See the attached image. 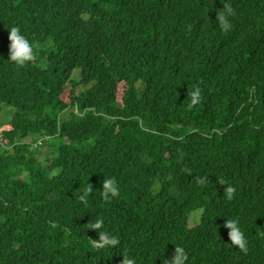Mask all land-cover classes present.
Returning a JSON list of instances; mask_svg holds the SVG:
<instances>
[{
	"label": "trees",
	"instance_id": "1",
	"mask_svg": "<svg viewBox=\"0 0 264 264\" xmlns=\"http://www.w3.org/2000/svg\"><path fill=\"white\" fill-rule=\"evenodd\" d=\"M220 1L0 0V115L7 105L15 122L22 105L29 129L66 140L64 150L48 146L39 161L28 156L24 139L6 162L1 146L0 264H120L125 255L135 264H163L176 246L187 253L185 264L199 258L264 264V228L253 229L264 225V0H235L243 21L261 28V39L248 48L240 41L222 46L227 35L210 17ZM86 10L105 23L71 35L69 15ZM14 26L34 45L35 59L24 66L8 59ZM110 74L146 95L144 115L119 134L90 122L100 110H113V87L104 101L91 98ZM66 78L70 89L63 88ZM195 87L201 101L189 107ZM156 128L170 137L140 142ZM198 144L229 161L233 175L206 173L204 185L194 181L171 196L161 193L158 157L194 152ZM108 178L119 195L106 200ZM89 184L93 191L86 193ZM229 185L231 200L224 191ZM197 210L200 225L188 228ZM97 219L102 229H90ZM228 219L238 221L246 252L231 244ZM99 231L118 245L80 252L75 241L98 239Z\"/></svg>",
	"mask_w": 264,
	"mask_h": 264
},
{
	"label": "clouds",
	"instance_id": "2",
	"mask_svg": "<svg viewBox=\"0 0 264 264\" xmlns=\"http://www.w3.org/2000/svg\"><path fill=\"white\" fill-rule=\"evenodd\" d=\"M213 19L211 20L216 27H220L227 36H221V40L230 44V41H234L239 46L240 42L247 45V48L258 43L261 39V28L256 22H244L242 19V13L239 2L236 4L235 0H221L218 8L211 14ZM70 24L72 27V33L83 35L85 34L84 28L91 24L105 23L102 21L99 13L94 11H75L69 15ZM230 36L232 39L228 38ZM8 40L9 44V60L14 62L17 66H24L27 62L33 61L35 59L34 45L29 43L28 39L21 35L19 27H11L9 30ZM240 41V42H239ZM116 74H110L106 79V88L100 90L99 92H91V98H96V103L98 101H104L109 96H112V91L116 89V94L112 100L113 110L111 112H106L100 110L99 115H92L90 117L91 125L98 124L99 128L106 130L108 133L113 134L124 133L122 128L130 124L133 120L141 119L144 115L143 108L146 107V101H144L145 93L139 87L125 86L120 82L121 79H117ZM72 84L68 78L63 83V88L70 89ZM113 87V90L111 88ZM190 97L189 107H193L200 103L201 101V90L199 87H195L193 91L188 93ZM8 106L5 105V129L2 130L3 140L0 141V148L4 144L5 147V162L8 161L6 157H13L14 148L20 143H27L25 139L29 137L30 133H34L29 129L25 123V116L23 113L22 105L19 107V114L14 122L13 118L8 114ZM77 112V109L75 110ZM36 119V116H34ZM10 120V122H9ZM20 127L23 131L21 134H17L16 128ZM5 134V135H4ZM47 136V135H45ZM45 136L39 135L38 138H43ZM182 135L174 137L180 139ZM161 137H170L169 134L163 130L158 131V129H150L147 131L145 136H140V142L150 145L155 140ZM21 142V140H23ZM29 144V143H28ZM199 147L205 150L203 152L201 148L196 151H191L187 148H183L178 151H168L164 155H160L157 159L162 172L156 184L160 187L162 183L166 184L164 190H160L161 193L171 196L172 193L178 192L194 181L198 185H204L207 182L209 175L206 173H211L212 175H217L224 173L228 176L233 175V169L230 166V162L227 161L222 155H217L215 158L210 153L207 154L206 149L198 144ZM239 173L243 172V168L239 167ZM210 174V175H211ZM218 184L223 186L226 181L221 178L218 180ZM103 191L102 195L104 199H108L109 195L112 197L119 195V189L116 186V181L113 178L104 179L102 181ZM93 191L92 185L89 184L86 193H91ZM227 199L231 200L235 189L229 185L224 189ZM82 201L85 200L84 196H81ZM198 211V210H197ZM199 224L188 226V228H193ZM103 227V220L97 219L94 223L90 224V229L100 230ZM224 227L228 231V238L232 245L237 246L241 251H247V240L244 237L243 232L238 226V221L228 219L226 220ZM98 239L90 238L89 240L82 242L80 240L75 241L80 252H87L91 248L104 251L106 247H114L118 245L119 241L116 237L112 236L107 231H99ZM6 244L9 240H4ZM187 260V253L181 246H176L174 250V255L170 260H164L163 264H185ZM187 264H206L204 262ZM80 264V263H74ZM120 264H135V261L128 256H123Z\"/></svg>",
	"mask_w": 264,
	"mask_h": 264
},
{
	"label": "rangeland",
	"instance_id": "3",
	"mask_svg": "<svg viewBox=\"0 0 264 264\" xmlns=\"http://www.w3.org/2000/svg\"><path fill=\"white\" fill-rule=\"evenodd\" d=\"M243 94H241V98H242ZM240 105L241 108H243V106L245 105V100L241 99L240 100ZM8 114L9 116L12 117L13 114V109H9L8 110ZM35 116V115H34ZM10 122V120H9ZM47 124H51V121H47ZM5 117L0 115V141L3 140V136H2V130L5 129ZM22 129L20 127L16 128L14 132H16L17 134H21L22 133ZM38 133L37 131H35L34 133H30L29 137H27L25 139V142L29 143V151H28V156L32 157L33 160L35 161H39L41 159L44 158L45 156V151L46 148L48 146H58L60 148V150H64L65 148V139L61 138L59 133H55L53 135H49V136H45L42 139L38 138ZM179 147H182V145H180ZM199 212L198 211H194L190 214L189 217V225H194L199 221Z\"/></svg>",
	"mask_w": 264,
	"mask_h": 264
},
{
	"label": "bare ground",
	"instance_id": "4",
	"mask_svg": "<svg viewBox=\"0 0 264 264\" xmlns=\"http://www.w3.org/2000/svg\"><path fill=\"white\" fill-rule=\"evenodd\" d=\"M222 46H223V47H227V48H232L234 45H232V44H222ZM262 228H264V225H257V226H255V227H253L254 230H259V229H262ZM210 251H211V252H214L215 255L218 254L216 248H213V249H211ZM200 261L209 262V260H207V259H201V258H199V259H197V260H194L193 262H194V263H198V262H200Z\"/></svg>",
	"mask_w": 264,
	"mask_h": 264
}]
</instances>
